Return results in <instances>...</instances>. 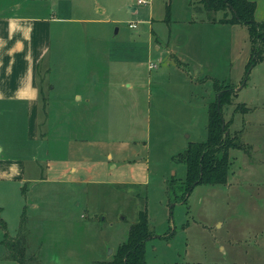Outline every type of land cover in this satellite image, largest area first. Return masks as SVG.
<instances>
[{
  "label": "rangeland",
  "instance_id": "rangeland-1",
  "mask_svg": "<svg viewBox=\"0 0 264 264\" xmlns=\"http://www.w3.org/2000/svg\"><path fill=\"white\" fill-rule=\"evenodd\" d=\"M197 1L73 0V23H55L39 115L0 108V172L20 167L0 178V264H20L6 239L21 233L27 264L110 261L145 211L147 264H264V0H249L257 29ZM59 29L72 46L61 65ZM227 86L229 181L184 197L180 154L206 141Z\"/></svg>",
  "mask_w": 264,
  "mask_h": 264
},
{
  "label": "crops",
  "instance_id": "crops-1",
  "mask_svg": "<svg viewBox=\"0 0 264 264\" xmlns=\"http://www.w3.org/2000/svg\"><path fill=\"white\" fill-rule=\"evenodd\" d=\"M74 2L73 0H0V108L4 103H8L7 101H20L27 104L29 114H33L32 109L39 115L43 107L41 101L45 96V90L49 87L42 75V64L51 50L53 28L55 23L60 28H68L73 23L75 17H73L72 3ZM102 9L105 12V8ZM128 9L130 14L138 12V8L131 5ZM59 31L57 36L61 35L63 39V34L60 29ZM60 37L56 38L58 48L55 55L59 57L57 65H61L63 54L66 57L65 61L67 58L72 59V46L67 45L68 43L63 45ZM159 48L157 46V50H160ZM53 88L56 89V86L50 87L51 90ZM70 97L75 100L82 99L77 92L72 93ZM3 153L4 145L0 143V157ZM19 172V166L17 170V166L10 165L6 171L0 172V178L12 179V176Z\"/></svg>",
  "mask_w": 264,
  "mask_h": 264
},
{
  "label": "trees",
  "instance_id": "trees-1",
  "mask_svg": "<svg viewBox=\"0 0 264 264\" xmlns=\"http://www.w3.org/2000/svg\"><path fill=\"white\" fill-rule=\"evenodd\" d=\"M197 3L198 9L223 13V18L219 20L221 24H248L256 29L260 25L255 21L257 7L255 2L249 0H198ZM165 21H171L170 6H168ZM254 62L253 54L250 65H253ZM230 95L231 88L227 86L221 90L216 101L209 106L206 141L191 144L184 153L180 154V160L185 162L187 168L184 197L198 185H226L229 181L230 152L238 148L237 138L231 137L223 117V106L227 102L226 97H230ZM1 212L0 208V228L6 229V222L1 217ZM152 237L148 212L145 211L141 214V220L131 227L127 241L120 245L113 259L97 261L94 264H147L146 244ZM6 244L9 258L17 260L20 264H27L26 240L22 233L16 238L6 239Z\"/></svg>",
  "mask_w": 264,
  "mask_h": 264
},
{
  "label": "built area",
  "instance_id": "built-area-1",
  "mask_svg": "<svg viewBox=\"0 0 264 264\" xmlns=\"http://www.w3.org/2000/svg\"><path fill=\"white\" fill-rule=\"evenodd\" d=\"M149 3H150V0H137L138 5H149ZM129 28L135 30L138 28V26L135 23H131L129 24Z\"/></svg>",
  "mask_w": 264,
  "mask_h": 264
},
{
  "label": "water",
  "instance_id": "water-1",
  "mask_svg": "<svg viewBox=\"0 0 264 264\" xmlns=\"http://www.w3.org/2000/svg\"><path fill=\"white\" fill-rule=\"evenodd\" d=\"M224 128V127H223Z\"/></svg>",
  "mask_w": 264,
  "mask_h": 264
}]
</instances>
